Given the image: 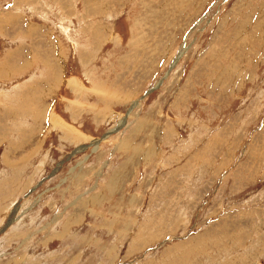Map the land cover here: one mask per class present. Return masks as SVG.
<instances>
[{"label": "rangeland", "instance_id": "374dc122", "mask_svg": "<svg viewBox=\"0 0 264 264\" xmlns=\"http://www.w3.org/2000/svg\"><path fill=\"white\" fill-rule=\"evenodd\" d=\"M44 2L50 102L0 36V264H264V0Z\"/></svg>", "mask_w": 264, "mask_h": 264}, {"label": "crops", "instance_id": "0c3cea01", "mask_svg": "<svg viewBox=\"0 0 264 264\" xmlns=\"http://www.w3.org/2000/svg\"><path fill=\"white\" fill-rule=\"evenodd\" d=\"M0 1L3 2L4 0ZM46 4L47 3L44 2V0H18L14 3L13 8H11L8 12H5L4 14L2 13L0 15V36H23V38H21L22 43L20 44L19 48L23 49L24 46H28L26 47L29 49L28 56H35L34 61L30 65V69L28 71H37L39 74H41V77H39V82L42 84L43 88H47L49 90L46 94L40 93L39 96L36 95L37 97H40V101L44 103L50 102L49 99L51 98L50 89L52 88V84L50 80V72L52 69V59L49 56V54H51L50 49L47 47L46 54V44L40 43V41L42 36H55V34L53 33V28L48 25L49 15H47V13L49 12L45 9ZM48 5L49 4H47V7ZM62 16L66 15H59V19H61ZM28 40L34 43H40L31 45V48H34L35 50L33 54L30 51V46L26 45ZM54 50H57L55 57H57V59L59 60L60 58L61 60H63L60 54L58 43H56ZM67 71L63 69V72L65 74H67ZM60 79L67 81L64 78H61V76ZM41 84L39 85L40 88ZM40 109L41 113L39 114V116H29L25 118L31 120L44 119L43 113L45 110L43 108Z\"/></svg>", "mask_w": 264, "mask_h": 264}, {"label": "bare ground", "instance_id": "6f19581e", "mask_svg": "<svg viewBox=\"0 0 264 264\" xmlns=\"http://www.w3.org/2000/svg\"><path fill=\"white\" fill-rule=\"evenodd\" d=\"M69 84H70L71 86H75V85H76V83H75L73 80L70 81ZM43 115H44V114H43Z\"/></svg>", "mask_w": 264, "mask_h": 264}]
</instances>
